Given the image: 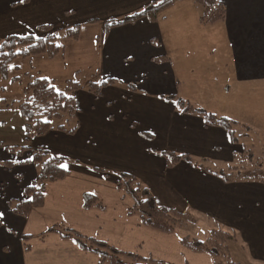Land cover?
Listing matches in <instances>:
<instances>
[{
    "label": "crops",
    "instance_id": "0c3cea01",
    "mask_svg": "<svg viewBox=\"0 0 264 264\" xmlns=\"http://www.w3.org/2000/svg\"><path fill=\"white\" fill-rule=\"evenodd\" d=\"M152 1L0 0V39L31 34L41 25L56 28L64 17L77 14L98 20L78 22V40L63 41L56 57L16 59L7 77L0 76L5 99L19 98L31 76H44L54 85L77 79L83 86L75 91L72 134L52 130L26 139L21 114L0 110V264H100L97 254L73 239L47 232L54 226L152 256L158 264H217L212 255L182 244L186 236L206 241L215 223L237 236L228 244L229 255L235 251L240 264H264V181L219 175L235 166L243 149L264 153V0H220L225 18L211 23L201 22L197 2L177 0L155 19L142 17L104 34L105 19ZM183 43L192 44L194 53L180 56L175 69L167 46ZM158 54L167 58L152 61ZM203 58L216 60L210 96L198 93ZM105 78L116 83L95 97L86 85ZM186 84L195 94L182 99L210 97L230 110L220 116L232 120L231 130L207 125L166 97H177ZM252 133L256 141L248 143ZM21 145L66 158L68 170L64 178L44 183L42 204L26 216L9 207V200L23 198V188L37 179L35 165L22 162L30 159V151L19 156L9 149ZM163 151L188 154L197 164L181 160L167 167ZM122 172L141 180L161 209L192 212L193 227L163 233L143 225L138 215L129 214L132 199L117 188ZM85 194L93 197L89 205Z\"/></svg>",
    "mask_w": 264,
    "mask_h": 264
},
{
    "label": "trees",
    "instance_id": "16d2710c",
    "mask_svg": "<svg viewBox=\"0 0 264 264\" xmlns=\"http://www.w3.org/2000/svg\"><path fill=\"white\" fill-rule=\"evenodd\" d=\"M177 0H153L148 5L132 11L128 14L105 19L103 23L104 34L115 27L132 23L139 18L147 17L155 19L157 14L165 7ZM202 8L201 22L211 23L225 18L226 9L220 0H194ZM97 19H90L88 23L97 22ZM81 23L65 25L53 28L50 25L38 26L35 32L23 36L11 35L0 39V76L6 78L8 66L16 59L32 58L37 55H45L54 58L63 51V41L78 40L80 36ZM167 58L162 55L155 57L156 62ZM116 83L113 78H105L100 83L89 82L86 88L95 97L102 95V89ZM64 90H58L56 86L44 76H31L23 88L19 98H0V110H17L23 120L25 138L39 137L52 130L63 131L72 134L76 131L77 125L66 126L62 121L69 124V120L77 111L75 105V91L83 88L74 81H67L63 84ZM169 99H174L181 111L195 113L204 119L207 125L223 127L229 130L232 120L217 116L213 112L192 106L188 101L176 97L175 94L166 95ZM54 121H56L54 123ZM231 130V129H230ZM232 132V131H231ZM143 135H147L143 133ZM16 155H22L24 151H30L31 157L22 160L23 163L31 162L37 169V179L35 182L23 188V198H13L9 200L11 211L18 216H26L30 209L39 206L43 201L44 183L64 178L68 174L64 166L66 158L53 154L41 148H32L28 145L13 146L9 148ZM248 157L251 152L246 151ZM167 167H172L181 160L195 163L188 154H176L174 152L163 151ZM264 157L263 164L256 161L254 170L248 174L243 172L241 165L232 166L228 173L220 172L219 175L225 180L232 179H253L264 181ZM6 165V163H2ZM62 165L64 167H62ZM107 175L108 171L98 169ZM117 188L132 199L129 214H136L143 225L163 233L173 232L176 228L189 229L196 222V216L190 211H178L176 209H161L148 189V187L138 178L126 172L117 174ZM93 201L90 194L84 195L85 205ZM56 231L64 238L73 239L83 250L98 255L100 264H158L160 261L152 256H143L134 252L122 251L110 245L104 240L81 234L72 228L62 230L52 227L47 230ZM234 230L224 228L221 224L215 223L206 241H201L190 236L182 239V244L195 252H206L217 260V264H240L230 259L228 244L236 241ZM217 257H225V262L218 261ZM187 264V263H184Z\"/></svg>",
    "mask_w": 264,
    "mask_h": 264
},
{
    "label": "rangeland",
    "instance_id": "374dc122",
    "mask_svg": "<svg viewBox=\"0 0 264 264\" xmlns=\"http://www.w3.org/2000/svg\"><path fill=\"white\" fill-rule=\"evenodd\" d=\"M201 10H202V8H201ZM117 13H119V12H117ZM122 15H120V14L118 16L117 15H113V17H119V16H122ZM87 18H90V17L80 18L79 17V14L74 15L73 18L64 17L63 20H61V22H59L60 24L58 26L59 27H62V26H65L67 23L68 24H73V23H78L80 21H82L81 23H88V21L90 19L87 20ZM58 26L56 25V28H59ZM87 36L88 35H85L84 38H83V40H85V38ZM101 41H102V37L97 38V40H96L97 46H100ZM154 44H155L154 45L155 47H158V44L156 42H154ZM191 46H192V44L189 45V43L178 44L175 47L172 46V45L169 46V47L167 46V51H168V55H169V56H167L168 57V60H169V57H170L169 62L172 63V66L175 69L177 68V64H178V61H179L180 56L187 55L189 52L191 54L194 53V51L191 48ZM208 48L212 49L211 47H208ZM202 51H207V47H205ZM158 56H159V54L156 55L155 57H158ZM185 60H187V59H185ZM152 61L155 62L154 59H152ZM214 61H216V60H214L212 58H203V72H202V74H198L200 76V83H199L198 87H201V91L198 92V93L205 94V95L208 94L210 96V92H211L210 90H212L213 75H214V72H215V69L211 65V63L214 62ZM134 62H136V61H134ZM159 62H161V61H158V63ZM89 63H90V61H89ZM89 63H87L88 66L91 64V63L90 64ZM92 68L95 69V65H92ZM185 77H187V75H185ZM73 80L75 82L78 81L77 79H73ZM134 84H136V83H134ZM55 86H56V88L58 90L59 89L60 90H64V86L61 83L55 84ZM186 94H190V95H194L195 94V92L192 91V88L189 87L188 84H186V86L183 85V87L179 89V94L177 95V97H181L182 98L183 95H186ZM2 97H4V96H0V98H2ZM189 103L192 106H194V107H198V108H201L203 110H206V111H209V112H213L217 116H220L221 115L220 112L221 111L223 112V110L230 111V110H227V108H225V107H221V106H218V105H214L213 104V101L211 100L210 97H204V98H202L200 100V98H197V97L192 96V101L189 102ZM68 120H69L68 121L69 123L70 122H73L72 121V118H70V119L68 118ZM55 122L56 121H54V123ZM62 122L66 126H71L72 127V125L66 123L65 120L62 121ZM240 128L242 129V127H240ZM254 134L255 133L249 134V136H248V143L249 142L252 143V141H256V139H254L255 138ZM246 151H250L251 152V157H248ZM262 157H264V153H256L255 150L249 149V148L248 149H243L242 157H240L239 159H237V161L235 162V165L237 166L238 164H242V167H243V170L242 171L245 172V173L250 174L254 170V166L256 164V161H258L259 164H263V163H261L262 162ZM183 229H186V228H183ZM231 248L232 247H230V249ZM217 258H218V261L221 260L222 262H225V257H217ZM230 259L233 260V261H235V262L240 263L237 260V258H236L235 251L231 253Z\"/></svg>",
    "mask_w": 264,
    "mask_h": 264
},
{
    "label": "snow or ice",
    "instance_id": "6c2138e0",
    "mask_svg": "<svg viewBox=\"0 0 264 264\" xmlns=\"http://www.w3.org/2000/svg\"><path fill=\"white\" fill-rule=\"evenodd\" d=\"M62 167H64V166L62 165Z\"/></svg>",
    "mask_w": 264,
    "mask_h": 264
}]
</instances>
